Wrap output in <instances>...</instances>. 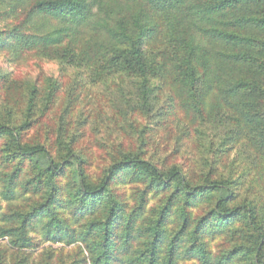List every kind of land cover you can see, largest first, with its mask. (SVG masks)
<instances>
[{
	"label": "rangeland",
	"instance_id": "obj_1",
	"mask_svg": "<svg viewBox=\"0 0 264 264\" xmlns=\"http://www.w3.org/2000/svg\"><path fill=\"white\" fill-rule=\"evenodd\" d=\"M31 9L27 0H0V36L57 25L29 17ZM172 50L164 28L145 39L157 69L145 101L139 78L123 71L0 48V123L19 128L25 144L46 146L56 161L79 155L91 186L112 163L132 157L181 170L194 186L226 182L234 192L229 208L251 204L262 242L245 214L216 223L217 190L186 196L176 183L159 186L132 166L118 170L105 192L86 197L76 162L52 175L37 159L16 156L11 138L0 134V264H145L151 250L159 264H264V155L236 110L217 97L205 99L202 119L185 113L173 74L163 73Z\"/></svg>",
	"mask_w": 264,
	"mask_h": 264
},
{
	"label": "trees",
	"instance_id": "obj_2",
	"mask_svg": "<svg viewBox=\"0 0 264 264\" xmlns=\"http://www.w3.org/2000/svg\"><path fill=\"white\" fill-rule=\"evenodd\" d=\"M27 1L32 2L29 17H52L57 25L43 34H25L18 26L6 37L0 36V48L15 56L33 50L60 53L90 65L123 71L139 78L147 101L151 75L157 69L148 63L144 43L149 35L164 28L173 50L172 61L166 56L163 73L170 69L173 74V84L184 98L185 113L202 119L205 99L209 95L217 97L236 110L253 147L264 155V0ZM0 134L11 138L16 156L37 159L52 175L65 174L76 162L75 178L86 197L105 192L118 170L132 166L159 186L167 188L176 183L186 196L217 190L221 195L211 214L216 223L224 224L245 214L259 241L263 240L250 203L229 208L234 192L226 182L194 186L181 170L165 172L150 161L132 157L112 163L100 183L91 186L85 181L79 155L70 153L56 161L46 146L25 144L20 129L7 123H0ZM3 194L7 200L14 197L12 187ZM108 253L106 248L104 258ZM147 259L145 264H159L154 250Z\"/></svg>",
	"mask_w": 264,
	"mask_h": 264
}]
</instances>
